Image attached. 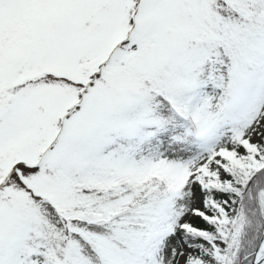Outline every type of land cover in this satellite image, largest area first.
Masks as SVG:
<instances>
[{
  "label": "snow or ice",
  "instance_id": "6c2138e0",
  "mask_svg": "<svg viewBox=\"0 0 264 264\" xmlns=\"http://www.w3.org/2000/svg\"><path fill=\"white\" fill-rule=\"evenodd\" d=\"M0 264H264V0H0Z\"/></svg>",
  "mask_w": 264,
  "mask_h": 264
}]
</instances>
